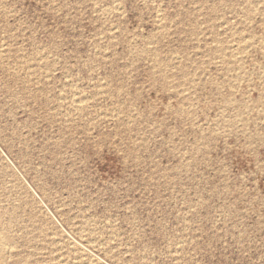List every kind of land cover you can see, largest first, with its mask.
<instances>
[{
  "label": "rangeland",
  "instance_id": "obj_1",
  "mask_svg": "<svg viewBox=\"0 0 264 264\" xmlns=\"http://www.w3.org/2000/svg\"><path fill=\"white\" fill-rule=\"evenodd\" d=\"M0 264H264V0H0Z\"/></svg>",
  "mask_w": 264,
  "mask_h": 264
},
{
  "label": "bare ground",
  "instance_id": "obj_2",
  "mask_svg": "<svg viewBox=\"0 0 264 264\" xmlns=\"http://www.w3.org/2000/svg\"><path fill=\"white\" fill-rule=\"evenodd\" d=\"M7 240V236H5V237H0V254H1V247H2V242L3 241H6Z\"/></svg>",
  "mask_w": 264,
  "mask_h": 264
}]
</instances>
